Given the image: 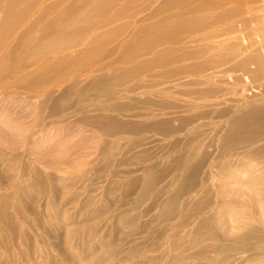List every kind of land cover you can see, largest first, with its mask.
<instances>
[{"label":"rangeland","instance_id":"obj_1","mask_svg":"<svg viewBox=\"0 0 264 264\" xmlns=\"http://www.w3.org/2000/svg\"><path fill=\"white\" fill-rule=\"evenodd\" d=\"M7 1L0 0V230L10 243L3 241L0 252L11 249L17 259L20 246L17 264H264V187L234 160V172L213 177V162L223 160L217 146L234 158L250 141L233 135L226 141V131L211 126L221 120L228 131L230 123L250 119V110L264 118V92L252 87L243 97L227 95L235 103L226 111L187 124L190 144L181 142V132L127 130L110 139L101 131L112 120L148 126L198 112L188 109L198 96L184 93L200 86L181 87L188 81L181 73L203 55L199 34L226 27L213 23L227 7L220 0H104L88 18L93 2L17 0L8 7ZM232 1L250 14L262 5ZM65 27L73 30L63 43ZM161 100L176 107L153 105ZM259 137L264 148V130ZM209 143L191 182L183 168L193 167L200 145ZM133 177L143 187L124 189ZM26 186L30 195L41 191L37 217H16ZM257 190L259 203L250 200Z\"/></svg>","mask_w":264,"mask_h":264},{"label":"bare ground","instance_id":"obj_2","mask_svg":"<svg viewBox=\"0 0 264 264\" xmlns=\"http://www.w3.org/2000/svg\"><path fill=\"white\" fill-rule=\"evenodd\" d=\"M21 1L28 3V0H21ZM38 1H35L33 3L34 10H37ZM80 1L81 0H79V2ZM82 1H81L82 3L80 2L82 5L83 4L92 5L91 4L92 2L94 4L93 6L90 7L89 9L90 12L88 15L82 14V15H85V17L89 18L90 15H94L93 11L96 13L97 6L95 2L97 1L99 5L104 0H82ZM252 2L262 3V5H258L257 7H255V14H250V10H247V6L244 3H241L240 5H238L234 3V1L232 0H220L221 5H223V7H227V9L224 8L225 10L223 11V14L219 16L218 18H216V20L213 23V26H223L224 25L226 27L224 29L219 28V27L217 28L206 27L208 30L214 32L215 35L211 33H202V32L199 34L198 41H200L202 44L201 46H202V49L204 50L203 55L195 58L197 59L198 62L195 63L194 65L192 64L191 67L188 66L184 68V71L181 73V75H185L184 78L187 79L188 81H185L181 85L178 83V85H180L181 87L183 85H186L188 87L193 86V85L200 86V87H195L191 89L190 91L187 90L184 93V95L186 96L193 95V94L198 96L200 101L197 102V101L191 100L189 101V104H188V109L189 108L194 109V110L199 109L198 112L194 111L192 114L184 118H180L176 120L159 121L154 124H150L148 126L123 124V123H117L116 120H112L106 123V125L101 127V131H103L106 134V135H103V134L102 135L111 139V138H115L116 136H121V135H111V134L129 130L126 134L136 135V134H142L143 132L148 131L149 133L155 132L156 134H159V135L161 134L163 137H167L173 134L174 132H181L183 136L181 142H183V144H190L192 139L188 136L189 129L184 131L187 128V124L191 122L196 123L198 121L207 119L209 117H210V120H213L212 117L216 113H218L217 112L218 110L221 109L223 111H226V108L229 104L235 103V102H229L228 99L225 98L227 95H232L234 97L236 96L243 97L244 93H246L252 87L259 89L260 92H264V1L263 0H252ZM15 3H17V0H8L6 2V5L9 7L11 5H14ZM220 3H218V5H220ZM229 5H232V6L228 8ZM25 9L26 8H24V10ZM64 13H62L63 16L61 17L59 16V17L64 18V15H65ZM71 14L72 13L70 12V15ZM66 15H67V12H66ZM67 16H69V14ZM200 26H201V18L195 21V28L200 27ZM72 30L73 29H68L67 27H65L63 30V34L62 33L59 34V39H61L63 43H66L65 39L68 35H70L68 32H72ZM196 36H198V34H196ZM188 37L192 38L191 34H189ZM209 51H211V53L207 54ZM73 66L78 67L77 65H73ZM134 72L135 70L132 69V71H130V76ZM180 86L175 85L173 88L177 89ZM0 93L4 94L3 89L1 87H0ZM165 94L167 95V97H171V98L175 97L173 96L172 93H169V92H165ZM115 96L118 97L117 93H115ZM173 100H175V98ZM180 101L181 100H179L178 102ZM175 102L177 101L175 100ZM154 104H157V106L161 108H165L163 110L176 107L173 104L166 105L162 100L153 101V105ZM202 106L205 108H209V109H202L203 108ZM247 115L250 117V119H245L242 121L230 123L228 125V131H227V128L222 127L223 123H221L222 122L221 120H218L211 124V126L214 129L226 131L227 135L224 139L226 141L232 135L234 138L239 137L241 140L248 139L250 141L249 142L250 148L248 150L243 151L244 155L239 156L238 154L234 158H232V155L230 154L228 149L225 148V146L223 147L220 145L217 146L221 150L223 160L218 161V163L213 162V165H212V168H214L213 177L214 176L220 177L221 175H218V174L230 173L229 170L234 172L233 167H232V160H234L235 168L239 167L245 171L249 170L253 174V176L256 177L254 178L255 183L264 187V148L263 146L260 147L258 145L260 141L259 136L262 135L263 130H264V118H263V114L261 113V111H258V110H250L247 112ZM111 118L112 116L106 117L105 119L108 121ZM54 121H57V120H54ZM82 121L84 122V119L80 120V122ZM251 122H253L254 125L256 126L253 129H249L248 127L249 123ZM41 130H45V129L41 128L39 131ZM238 131H240V133H238ZM216 133L218 132L216 131ZM39 134H42V137L44 136V133H39ZM139 140L140 138H135L132 144H134L135 147H137V145L139 144ZM211 140L213 142L215 141L214 138H212ZM111 143H114V141H111ZM200 146L202 150L199 154H196L198 158L197 163L193 165V167L189 168V170H187V167L183 168V172L187 171L191 175L192 177L191 182H193L195 176L197 175L201 162H203V160H205L208 157V153H209L208 149L211 148L210 143L206 146H203V145H200ZM63 151L67 152L66 150H63ZM63 151L61 152V154L65 153ZM44 156H46V153L44 154ZM145 156L146 155H141L140 157L136 156V157H133V160L138 161L144 158ZM259 159H261V162L259 161ZM38 165H41L39 161H37L35 169L37 168ZM259 165L261 166L260 169L262 170V172L256 171V174H254V169L257 168ZM59 168H61V166ZM241 173L245 174V172H241ZM23 176L26 177L25 180H29L30 178L29 173L25 169L23 170ZM36 180H40V179H36ZM158 184L159 182L157 183V185ZM251 185L254 188V184H251ZM122 187L126 190L142 188L143 182H141L138 178L133 177L131 180H127L126 184H123ZM45 188H46V185H44L43 187V192L47 193ZM258 194H259L258 190L252 191L250 200L256 203H259ZM22 195L23 197H25L22 200L23 211L19 212L16 217H22L23 215L31 216V214L37 217L36 209L40 208L41 206L37 205L35 207V204H37L39 201V196L41 195L40 189L37 188L35 190V194L30 195L29 188L26 186L22 190ZM45 195L46 194L44 193V196ZM249 197L250 196H248V198ZM50 198L52 199L54 198L53 192L51 193ZM49 201L50 200H48L47 202ZM53 206L57 208L56 205H53ZM38 212H40V210ZM23 218L21 219L23 220ZM32 221L35 223H38V220L35 221L33 219ZM5 237H7L5 229L0 230V246H2L1 244L3 243V241L4 243H10L8 239ZM39 240L41 242V239ZM22 242L26 243V241H22ZM1 249H3V247ZM10 251L4 250L0 252V264H8L7 261L10 262L9 264H17L16 263L17 259L23 253L21 252L20 246H19V250L16 251V255L18 256L17 259L14 254L15 251H12L11 253H9ZM14 256H15V259H13ZM52 263L53 261L46 262V264H52Z\"/></svg>","mask_w":264,"mask_h":264}]
</instances>
